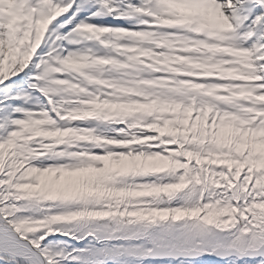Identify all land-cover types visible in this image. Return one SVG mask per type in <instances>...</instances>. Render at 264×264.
<instances>
[{"label":"trees","instance_id":"1","mask_svg":"<svg viewBox=\"0 0 264 264\" xmlns=\"http://www.w3.org/2000/svg\"><path fill=\"white\" fill-rule=\"evenodd\" d=\"M57 12L9 28L5 72L0 65V225L13 226L52 264H264L107 257V251L132 247L129 235L139 227L185 247L207 248L213 239L241 250L260 246L264 101L243 99L246 108L232 118L221 112L232 101L213 107L201 96L195 103L178 92L186 86H165L147 67L148 84L134 70L128 76L137 95L109 94L99 83L119 84L114 72L95 65L93 84V70L66 63L64 49L49 44L55 36L47 17ZM175 64L170 61L165 73L172 75ZM222 80L236 85L235 77ZM97 146L104 153L94 151ZM39 195L48 198V216L32 209L29 199ZM12 205L22 220L12 209L6 216L3 209ZM0 264L27 263L0 257Z\"/></svg>","mask_w":264,"mask_h":264},{"label":"rangeland","instance_id":"2","mask_svg":"<svg viewBox=\"0 0 264 264\" xmlns=\"http://www.w3.org/2000/svg\"><path fill=\"white\" fill-rule=\"evenodd\" d=\"M161 1L159 4L163 3L165 6L170 4V0ZM171 2L175 4L174 7L179 12L176 13L177 15L171 14L169 17L162 16L164 22L160 24L158 23L159 9L153 8L158 6V0H0V13L3 17L0 24V63L9 58L7 47L13 42V39L9 38V28L13 24L18 26L22 22L26 23L27 19L33 15L32 9L37 8L38 4V9L42 13L40 16L52 14V11L47 7L50 5L53 8L56 5L57 15H53V18L47 17V22L52 28L49 32L55 36V39H48L49 44L56 46L60 44L57 39L65 40L67 44H64L66 49L64 59L83 66L85 70H93L94 79L91 80L93 84L98 82V71L95 70L97 68L95 65L105 66L107 73H112L114 69L115 72L121 74L119 84H110L105 80L99 84L104 85L105 92L109 94L134 97L137 92L129 86L128 76L131 72L127 63L130 59H135L143 66L140 59L145 47L134 42L130 30L145 27L142 31H153L162 27L157 38L159 41L162 37L177 31L173 24L179 16L180 20L186 23L190 18L189 24L180 23L178 25L187 34L186 37L178 40L184 50L180 59L169 58L167 54L161 53L157 42L150 45L147 55L157 65L165 63L168 65L170 61L177 62L173 68V76L162 73L161 81L165 86L173 83L175 87L186 86L177 88L178 92L184 93L185 97L187 94L191 95L195 103H199L201 96L205 98L208 105L213 107H217L225 101H232L234 103L232 107H229L228 104L222 107V110L231 116H235L237 112L246 108L240 105L243 99L255 96L256 103L258 102L257 98L264 99V0H171ZM152 3L155 5L151 7ZM101 8H106L116 19H120L119 22L109 23L111 32L120 35L118 38L116 36L118 40L106 39L103 26H108L94 19V16L92 17V14L95 15V12ZM135 16L138 18L136 19ZM124 21L126 25H124ZM116 28H121V30ZM123 33H127V36L124 37ZM178 33L182 34L181 30H178ZM130 38H132L131 41ZM105 40H111L114 47H119L127 56L119 53L108 55L103 45V42L106 44ZM218 46L223 48L224 57L217 54ZM226 49L233 50L232 54H228ZM238 54L239 58L235 56ZM247 58L249 61H246ZM56 59L58 60L57 57ZM39 64L43 68L46 66V63L39 62ZM162 65L160 67H163ZM248 65L255 69L254 75H249L245 70ZM167 67L169 66H165V68ZM171 68L172 65L169 70ZM219 69L222 74L225 71L226 74H223L225 78L235 77L236 87L225 83L222 80L223 76L216 77L214 75ZM170 96L174 97L175 94L170 93ZM93 150L100 153L105 151L101 146L94 147ZM55 179L59 180L60 178L56 177ZM98 188L103 190L101 185ZM29 200L33 210L37 209L39 213L49 215L48 208L45 207L49 202L46 195L33 197V201ZM43 208L46 209L42 210ZM11 209L15 211L14 216L17 214L18 221L23 219L24 215H19L21 212L15 205L3 209L8 213L5 214L6 216L10 215ZM29 225L35 229L39 224H36L33 219L29 221ZM2 226L12 227L18 232L11 225H0V227ZM145 228L148 229V227ZM145 228L139 227L131 231L130 241L133 246L123 250L124 252L139 253V250H135V248L140 244V241L148 242L152 238L157 239L156 235L149 236ZM22 231L26 232L27 229L22 228ZM19 235L21 234L19 233ZM146 236L149 237L144 239ZM158 239L157 242L161 245L166 242L172 247L179 248L177 247L179 244L172 239ZM147 242H144L143 245ZM120 252L121 250L116 254L109 253V257L117 258ZM93 255L105 257L102 252H94ZM0 257L12 261L19 260L12 256L0 255Z\"/></svg>","mask_w":264,"mask_h":264},{"label":"water","instance_id":"3","mask_svg":"<svg viewBox=\"0 0 264 264\" xmlns=\"http://www.w3.org/2000/svg\"><path fill=\"white\" fill-rule=\"evenodd\" d=\"M153 250L143 256L144 259H197V258H214L224 261L230 257H237L239 259H255L264 258V245L258 250L246 251L241 253L235 249L219 248L213 253L203 251H168L164 247H159L152 241ZM0 255L12 256L26 260L29 264H51L40 249L33 245L29 240L20 236L12 227H0Z\"/></svg>","mask_w":264,"mask_h":264},{"label":"bare ground","instance_id":"4","mask_svg":"<svg viewBox=\"0 0 264 264\" xmlns=\"http://www.w3.org/2000/svg\"><path fill=\"white\" fill-rule=\"evenodd\" d=\"M3 64H5V61H4V62H2V63H0V65H3Z\"/></svg>","mask_w":264,"mask_h":264}]
</instances>
